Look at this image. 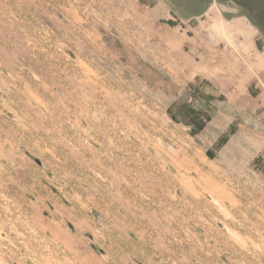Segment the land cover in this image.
<instances>
[{
  "label": "rangeland",
  "instance_id": "374dc122",
  "mask_svg": "<svg viewBox=\"0 0 264 264\" xmlns=\"http://www.w3.org/2000/svg\"><path fill=\"white\" fill-rule=\"evenodd\" d=\"M0 264H264V0H0Z\"/></svg>",
  "mask_w": 264,
  "mask_h": 264
}]
</instances>
